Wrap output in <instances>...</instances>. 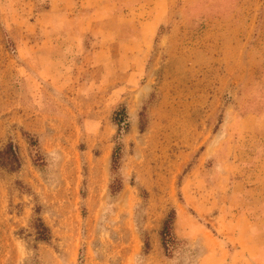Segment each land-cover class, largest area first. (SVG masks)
<instances>
[{"label":"rangeland","instance_id":"rangeland-1","mask_svg":"<svg viewBox=\"0 0 264 264\" xmlns=\"http://www.w3.org/2000/svg\"><path fill=\"white\" fill-rule=\"evenodd\" d=\"M9 143L0 264H264V0H0Z\"/></svg>","mask_w":264,"mask_h":264},{"label":"trees","instance_id":"trees-1","mask_svg":"<svg viewBox=\"0 0 264 264\" xmlns=\"http://www.w3.org/2000/svg\"><path fill=\"white\" fill-rule=\"evenodd\" d=\"M116 125L119 130V137L121 136V131L124 128L123 124L127 120L126 108H123L121 112H118L115 117ZM143 130V129H142ZM29 143L32 147H38V140L29 139ZM123 147L118 145L113 155L112 159V174L114 176V181L110 185V192L112 196L119 195L123 190L122 179L118 176V172L121 168ZM38 163V162H37ZM39 165V163H38ZM22 168V159L20 157L19 151L14 143H9L0 149V169L8 170L9 172L16 173ZM41 208L38 207L36 211V216L31 222V230L33 232L35 241L38 243L51 244L53 241V234L50 227L44 222L41 217ZM177 220V211L172 209L167 219L164 222V226L161 232L162 247L165 251L167 257L172 258L175 249L181 244L175 235V223ZM146 253L150 249L149 240L146 238Z\"/></svg>","mask_w":264,"mask_h":264},{"label":"crops","instance_id":"crops-1","mask_svg":"<svg viewBox=\"0 0 264 264\" xmlns=\"http://www.w3.org/2000/svg\"><path fill=\"white\" fill-rule=\"evenodd\" d=\"M62 2H66V1H68V0H61ZM69 4V3H68Z\"/></svg>","mask_w":264,"mask_h":264}]
</instances>
